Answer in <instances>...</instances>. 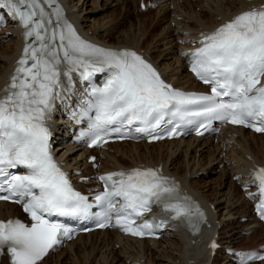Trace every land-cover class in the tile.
Instances as JSON below:
<instances>
[{"label":"snow or ice","instance_id":"snow-or-ice-1","mask_svg":"<svg viewBox=\"0 0 264 264\" xmlns=\"http://www.w3.org/2000/svg\"><path fill=\"white\" fill-rule=\"evenodd\" d=\"M0 7L10 9L26 38L33 41L25 47L0 96V193H7L0 200L22 204L31 219V224L0 220V254L7 249L12 264H39L61 243V235H69L68 229L50 217H87L93 207L73 188L49 150L46 120L64 89L62 76L71 84L74 73L83 81H91L96 73H111L102 88L91 89L94 99L73 113L79 122L89 108L95 109L90 131L82 133L94 145L104 140V134L121 133L134 122L139 125L135 131L152 139H160L154 133L171 121L176 124L170 136L177 135L183 124L206 128L205 122L213 120L264 132V6L243 11L203 35L202 46L187 54L193 73L211 87V94L174 89L136 52L107 49L83 39L57 0H0ZM19 167L26 173L10 171ZM100 179L107 189L96 196L104 220L101 227L109 226L115 216V226L126 233L153 234L167 221L135 224L152 205L162 206L173 214L172 220L195 231L204 219L199 205L160 169L112 172ZM255 180L259 193L252 199L264 197V168L255 173ZM258 207L264 219V199ZM234 255L240 257L239 264L264 260V251Z\"/></svg>","mask_w":264,"mask_h":264},{"label":"bare ground","instance_id":"bare-ground-1","mask_svg":"<svg viewBox=\"0 0 264 264\" xmlns=\"http://www.w3.org/2000/svg\"><path fill=\"white\" fill-rule=\"evenodd\" d=\"M142 1L65 0L81 30L89 38L105 45L143 51L163 71L166 79L178 87L194 84L181 54L185 46L189 48V42L196 41L202 34L213 32L243 11L264 5V0H159L150 19L136 14V21H133L128 14L138 11ZM144 2L146 11H149L148 3L154 0ZM8 30L10 36H0V96L4 95V89L15 74L25 39L17 28ZM57 116H61L58 109L54 121L49 124L58 156L65 162L81 165L79 169L83 170V176H91L95 171L87 164V158L85 161L80 159L84 152L71 148L68 122L64 118L57 119ZM214 141L188 139L152 145L123 142L109 144L104 149L90 153L98 157L101 172L143 168L147 165L163 166L167 174L181 181L186 190L207 205L213 217L207 231L219 229L221 235V230L250 217L248 210L237 208L240 204L247 208L249 205L241 186L237 189V182L246 180L247 172L264 166V135L227 129L218 137L217 144L213 145ZM180 155H183L182 161H178ZM220 167L222 175L217 176ZM237 177L240 178L234 181ZM79 187L84 191L87 189L84 183H80ZM214 188H219L216 195L209 193ZM236 189L241 191V197H236ZM18 214L20 212L16 205L0 203V219ZM255 227L261 228L262 225L256 224ZM252 228L234 230V233H228L220 241L224 248H235L237 240ZM127 241L131 242L128 248L125 246ZM123 242L125 244L122 245ZM201 243L199 237L189 239L179 229L167 233L158 241L136 240L124 237L117 231H98L82 235L66 248L51 252L39 264H49L53 260L54 264H68L71 261L72 264H94L97 260L101 264H234L228 257L219 263L218 255L213 260L203 255ZM119 247L120 251L117 250ZM255 250L252 248L248 251ZM2 264H8L5 258Z\"/></svg>","mask_w":264,"mask_h":264},{"label":"rangeland","instance_id":"rangeland-1","mask_svg":"<svg viewBox=\"0 0 264 264\" xmlns=\"http://www.w3.org/2000/svg\"><path fill=\"white\" fill-rule=\"evenodd\" d=\"M157 2H159V0L158 1H156V0H154V2H152V3H154V4H156ZM149 4V11H147V12H145V10L144 9H142V13L141 12H139V11H141V10H139V9H137L138 11H136L135 13H132V12H130L128 15L130 16V17H132V19H133V21H136L135 20V16H146L148 19H150L151 18V16H153L154 15V12H155V9H154V7H152V5L153 4ZM102 4V3H101ZM134 7V6H133ZM135 14V15H134ZM137 14V15H136ZM139 17V18H140ZM260 141H263V140H260ZM218 142H216V141H214L213 142V145H215V144H217ZM259 144H261V142H259ZM223 145L224 146H226V142H224L223 143ZM179 160L178 161H182L183 160V155H180L179 156V158H178ZM222 167H220V168H218V173H217V176L218 175H222ZM188 175H190V174H188ZM192 177H195V176H192ZM231 177L228 179V181L230 182L231 180ZM235 181V180H234ZM85 188H87V187H85ZM239 188V186L237 185V189ZM218 189V190H217ZM214 188V191L212 192V190H210V192L209 193H211L212 195H216V193H217V191H219V188ZM237 189L235 190L236 192H235V195H236V197H241V195H242V193H241V191H237ZM251 206H249L248 205V208L245 206V207H243V205H239L237 208L239 209V210H242V211H245V210H248V215H250V217L249 218H251V217H253V213H252V210H251V208H250ZM243 208V209H242ZM17 210L19 211V209L17 208ZM241 222V223H240ZM255 221H253V220H249V221H245L244 219H242V221L240 220L239 221V224H242V225H239V224H237V222H235V225L234 226H232V227H227V228H225L224 230H221V234H222V239H225L226 238V235L228 234V233H230V234H232V233H234V230H238V231H240V230H245V229H248V228H252V229H249L246 233H244L243 235H242V238H240V239H238L237 240V244H235L234 246L235 247H241V248H243L244 250H249V249H255V248H257V250H259L260 248H261V244L264 242V227L262 226L261 228H254V226H256V224L257 223H254ZM242 226V227H241ZM240 227V228H239ZM240 229V230H239ZM250 231H252V232H250ZM250 232V233H249ZM247 234V235H246ZM107 236V235H106ZM102 237H103V235H102ZM89 239V241L91 240V238H88ZM96 239L97 238H95V243H96ZM86 241H87V239H86ZM79 243V242H78ZM81 243H82V240H81ZM94 243V244H95ZM123 244H125V242H123L122 243V245ZM127 245H125L127 248L129 247V244H131V242H128L127 241V243H126ZM120 247H119V249H117L118 251H120ZM119 253V252H118ZM64 258H65V256H63ZM223 257V258H222ZM221 259H222V261H223V259H224V255H222V254H220L219 256H218V261H219V263H221L222 261H221ZM98 262V263H97ZM97 262L96 263H94V264H101V262L99 261V260H97ZM55 263V261L53 260V261H49V264H54ZM10 264V263H9ZM68 264H72V261L71 262H68ZM117 264H121V262H119V263H117Z\"/></svg>","mask_w":264,"mask_h":264}]
</instances>
